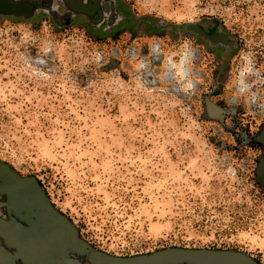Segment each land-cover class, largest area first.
I'll return each mask as SVG.
<instances>
[{"label":"rangeland","instance_id":"obj_1","mask_svg":"<svg viewBox=\"0 0 264 264\" xmlns=\"http://www.w3.org/2000/svg\"><path fill=\"white\" fill-rule=\"evenodd\" d=\"M11 1L0 162L44 199L0 192V220L62 243L35 259L0 225L4 264H104L69 238L116 257L210 249L264 264V0Z\"/></svg>","mask_w":264,"mask_h":264},{"label":"water","instance_id":"obj_2","mask_svg":"<svg viewBox=\"0 0 264 264\" xmlns=\"http://www.w3.org/2000/svg\"><path fill=\"white\" fill-rule=\"evenodd\" d=\"M66 3L71 4L72 0H66ZM19 9V5L12 3L11 0H0V13H10L19 11ZM262 141L264 143V128ZM0 174L4 175L10 180V183L0 184V192L9 194L13 191L15 192V195L12 194L11 197L18 199V201H22L23 203L25 202L27 205H33L41 199H44V195L41 192L29 191L30 185L35 182L33 177L19 178L8 165L2 162H0ZM258 176L259 178L264 179V157L260 159L259 162ZM19 191L22 193H19ZM46 207V209H48L47 211L53 215L50 219L54 218L59 220L57 219V213L52 210V207L49 203H46ZM41 217L43 218V216ZM0 225L5 227L11 241L18 245L19 254L27 253L32 255L31 257L35 259L40 256V251L31 253L30 249L37 250L42 248L50 251H57L58 246H60L62 243V241L57 242L54 239H46L40 236H35L33 238L24 236L21 238L19 237V234H14L7 223H4L0 220ZM67 244L79 247L80 249L94 256L96 260L100 262L102 261L104 264H257L249 256L236 251L168 248L148 254L116 257L92 251L91 249H88L83 242L76 239L69 238V240H67ZM13 257H15V255L7 257L0 255V262L2 264L7 263Z\"/></svg>","mask_w":264,"mask_h":264}]
</instances>
